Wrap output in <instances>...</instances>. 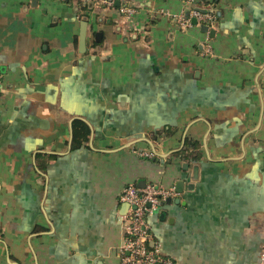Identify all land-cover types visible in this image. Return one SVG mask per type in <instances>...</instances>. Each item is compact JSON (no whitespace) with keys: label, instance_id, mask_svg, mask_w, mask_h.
I'll return each instance as SVG.
<instances>
[{"label":"crops","instance_id":"obj_1","mask_svg":"<svg viewBox=\"0 0 264 264\" xmlns=\"http://www.w3.org/2000/svg\"><path fill=\"white\" fill-rule=\"evenodd\" d=\"M192 1L0 0V264H119L128 184L176 264H264V0Z\"/></svg>","mask_w":264,"mask_h":264},{"label":"built area","instance_id":"obj_2","mask_svg":"<svg viewBox=\"0 0 264 264\" xmlns=\"http://www.w3.org/2000/svg\"><path fill=\"white\" fill-rule=\"evenodd\" d=\"M85 3H92L94 6H111L115 1L122 0H80ZM192 3V0H187ZM193 4V3H192ZM121 13H131V9L122 7ZM196 23L212 26L215 17L211 13H203L199 9H194L189 18L178 16L177 25L184 30L191 26L190 18ZM208 52V51H207ZM142 156L150 157L151 153H141ZM175 190L173 187L164 188L160 185H146L143 188L136 187L135 184H128L123 187L119 200L127 204L125 234L118 249L119 264H176L175 261L165 256L158 246L149 248L148 242L151 234L147 225V217L157 212L161 202L173 198ZM264 258L262 259V262Z\"/></svg>","mask_w":264,"mask_h":264},{"label":"trees","instance_id":"obj_3","mask_svg":"<svg viewBox=\"0 0 264 264\" xmlns=\"http://www.w3.org/2000/svg\"><path fill=\"white\" fill-rule=\"evenodd\" d=\"M80 5H83V7L88 6L89 3H85V2H81L80 0H78ZM85 5V6H84ZM89 7V6H88ZM198 9V8H197ZM200 9V8H199ZM216 21V19H215ZM90 130L89 127L86 125L85 122L81 121V120H74L72 122V144L71 147L72 148H76L79 147L82 143L86 142L89 136ZM197 144L195 142H185V148L188 147H195ZM44 158L46 157V161H50L51 159H53V155H43ZM38 157H41L40 155ZM38 167V166H37ZM39 168H42L39 166Z\"/></svg>","mask_w":264,"mask_h":264},{"label":"water","instance_id":"obj_4","mask_svg":"<svg viewBox=\"0 0 264 264\" xmlns=\"http://www.w3.org/2000/svg\"><path fill=\"white\" fill-rule=\"evenodd\" d=\"M192 22H193V24L196 23L195 19H193ZM202 30L206 31L207 30V27L204 25L203 28H202ZM82 40H83V34H82ZM178 191H179V189L176 190V192H178ZM125 205H126V207H128L127 204H125Z\"/></svg>","mask_w":264,"mask_h":264},{"label":"rangeland","instance_id":"obj_5","mask_svg":"<svg viewBox=\"0 0 264 264\" xmlns=\"http://www.w3.org/2000/svg\"><path fill=\"white\" fill-rule=\"evenodd\" d=\"M260 226H262V227H263L264 225H260ZM263 262H264V261H263Z\"/></svg>","mask_w":264,"mask_h":264}]
</instances>
